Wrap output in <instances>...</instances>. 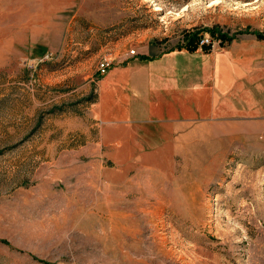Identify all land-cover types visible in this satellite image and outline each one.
Returning a JSON list of instances; mask_svg holds the SVG:
<instances>
[{
	"label": "rangeland",
	"instance_id": "374dc122",
	"mask_svg": "<svg viewBox=\"0 0 264 264\" xmlns=\"http://www.w3.org/2000/svg\"><path fill=\"white\" fill-rule=\"evenodd\" d=\"M214 26L236 38L212 55L264 71V0H0V264H264L262 138L221 147L192 204L70 156L104 57L156 56Z\"/></svg>",
	"mask_w": 264,
	"mask_h": 264
},
{
	"label": "crops",
	"instance_id": "0c3cea01",
	"mask_svg": "<svg viewBox=\"0 0 264 264\" xmlns=\"http://www.w3.org/2000/svg\"><path fill=\"white\" fill-rule=\"evenodd\" d=\"M211 51L136 53L100 75L85 127L74 131L83 139L70 149L75 168L109 184H170L165 204H192L193 184L213 172L221 147L264 141V71Z\"/></svg>",
	"mask_w": 264,
	"mask_h": 264
},
{
	"label": "trees",
	"instance_id": "16d2710c",
	"mask_svg": "<svg viewBox=\"0 0 264 264\" xmlns=\"http://www.w3.org/2000/svg\"><path fill=\"white\" fill-rule=\"evenodd\" d=\"M188 1V0H184ZM243 1H252V0H243ZM205 31L210 32L211 40L209 43H201L203 39L202 31L198 30L195 32H189L185 34L184 41L185 43L177 48H186L189 51H196L201 48L204 52H210L213 48V41L218 40L220 45H224L225 43H231L235 37V35L230 34L228 31L221 30L218 26H214L211 29H206ZM257 38L264 40V32H255ZM175 48H171L173 50ZM143 58H153L149 56H142Z\"/></svg>",
	"mask_w": 264,
	"mask_h": 264
},
{
	"label": "built area",
	"instance_id": "2783aa9c",
	"mask_svg": "<svg viewBox=\"0 0 264 264\" xmlns=\"http://www.w3.org/2000/svg\"><path fill=\"white\" fill-rule=\"evenodd\" d=\"M209 43V39H202L201 43ZM132 54H136V50L131 51ZM113 65V60L109 57H104L98 64V70L101 74H105L108 72L110 67Z\"/></svg>",
	"mask_w": 264,
	"mask_h": 264
}]
</instances>
